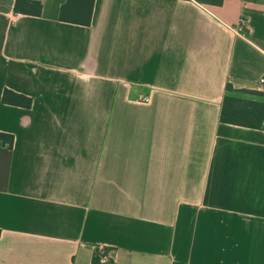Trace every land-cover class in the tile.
<instances>
[{"label": "crops", "instance_id": "0c3cea01", "mask_svg": "<svg viewBox=\"0 0 264 264\" xmlns=\"http://www.w3.org/2000/svg\"><path fill=\"white\" fill-rule=\"evenodd\" d=\"M32 1L0 0V264H264V117L220 122L226 84L264 105V0Z\"/></svg>", "mask_w": 264, "mask_h": 264}, {"label": "trees", "instance_id": "16d2710c", "mask_svg": "<svg viewBox=\"0 0 264 264\" xmlns=\"http://www.w3.org/2000/svg\"><path fill=\"white\" fill-rule=\"evenodd\" d=\"M204 5L220 6L224 0H196ZM94 0H67L59 10L58 19L61 22L77 24L82 26L90 25L92 6ZM41 4L32 0H15L14 12L24 15L39 16L41 13ZM231 89L229 84L225 86V95L222 101L220 122L225 124L242 125L252 127H261L264 117V105H257L255 110H243L245 103L238 99L229 98L228 91ZM1 101L3 104L30 108L32 100L23 95L14 93L8 89L3 90ZM250 107H254L250 105ZM251 119H255L251 121ZM13 137L11 135L0 133V144L12 147ZM93 264H98L97 254L94 252L92 258Z\"/></svg>", "mask_w": 264, "mask_h": 264}, {"label": "built area", "instance_id": "2783aa9c", "mask_svg": "<svg viewBox=\"0 0 264 264\" xmlns=\"http://www.w3.org/2000/svg\"><path fill=\"white\" fill-rule=\"evenodd\" d=\"M184 1L191 2V3L195 4V5H197L198 7H200L205 12L209 13L207 7L205 5L197 2L196 0H184ZM238 29L242 33L244 32V30H246V20L244 18H241L239 20ZM258 84L261 87H264V73L259 78ZM142 100L143 101H147V99H142ZM94 252L97 254L98 264H110V257H109V250L108 249H106L103 246H96V247H94Z\"/></svg>", "mask_w": 264, "mask_h": 264}]
</instances>
